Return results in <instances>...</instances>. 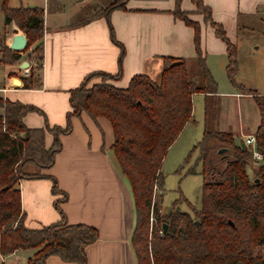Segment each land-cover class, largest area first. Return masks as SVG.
Here are the masks:
<instances>
[{"label":"trees","instance_id":"trees-1","mask_svg":"<svg viewBox=\"0 0 264 264\" xmlns=\"http://www.w3.org/2000/svg\"><path fill=\"white\" fill-rule=\"evenodd\" d=\"M180 1L174 0L172 12L193 28L194 63L188 64L183 56L162 55V67L155 77L136 72L125 86H119L113 80L121 74L124 49L110 25L111 37L120 46L118 69L89 71L78 85L70 88V107L63 125L45 122L44 126H27L23 115L29 110L41 111L40 108L0 96V254L16 248H35L27 257V264H45L49 254L78 264L86 262V246L98 238L97 227L67 221L59 205L67 194L58 187L56 178L24 167L27 162L41 167L51 165L61 148L60 134L72 127L71 116L85 111L94 120L105 117L111 125L110 149L119 171L128 181L133 202L135 217L130 242L136 264H264V162L250 176L251 149L235 141L231 130L217 127L218 84L200 45L201 20L212 25L224 40L227 77L241 89L245 86L235 80L237 48L203 0H191L202 13L201 19L190 17L189 10L182 8ZM125 2L111 0L104 7H96L84 20L99 13L108 16L112 9L125 7ZM0 7L4 22L13 19L25 32L28 45L42 36V6H12L8 0H0ZM38 46L41 51L40 43ZM4 50L12 54L11 60L19 56L17 51L1 44L2 53ZM0 61H4L1 56ZM40 68L41 54L36 66L31 64L29 73L22 75L23 86L40 85ZM95 74L101 79L88 83ZM241 91L251 93L258 107L260 121L254 134L256 148L264 161V94L248 89ZM195 92L206 95L203 134L193 146L198 150L196 163L200 164L203 174L200 201L197 206L191 205L190 212L177 206L184 199L180 196L172 200V208L162 213L157 200L164 192L160 163L169 145L192 118ZM47 131L52 135L48 145L45 143ZM102 137L103 148V133ZM220 147L225 149L218 152ZM194 170V166L188 169ZM41 176L51 178L52 192L61 194L53 200L60 217L31 227L24 222L19 180ZM157 187L160 193L156 194Z\"/></svg>","mask_w":264,"mask_h":264},{"label":"crops","instance_id":"crops-1","mask_svg":"<svg viewBox=\"0 0 264 264\" xmlns=\"http://www.w3.org/2000/svg\"><path fill=\"white\" fill-rule=\"evenodd\" d=\"M47 1L18 2L43 7V32L38 40L41 45L39 86H23L22 75L28 74L31 61L23 50L9 45L16 32H24L12 20L5 23L3 19L0 23V37L4 38L9 49L20 53L15 60L0 61V96L40 108L41 111L29 110L23 115L27 126H44L45 122L63 125L65 113L70 107V88L78 85L89 71L115 72L118 69V49L110 40L107 29L110 22L116 38L125 48L120 60L121 77L113 80L119 86H125L136 72H146L155 77L162 67V55L183 56L188 64L195 61L193 28L173 14L174 0H126L125 7L109 12L108 23L103 15L86 20L85 16L82 19L66 16L51 18ZM203 1L210 7L213 19L223 26L229 40L236 45L235 80L242 83L241 79H236L239 60L252 56L253 48L260 45L255 35L258 28L256 20H259L264 32V0ZM180 6L190 12L195 11L191 0H181ZM197 18L201 19V15ZM200 45L213 76H216L215 69L219 71L220 66L226 73V44L215 33L213 26L202 20ZM262 70L264 75V49ZM228 84L230 87L217 92L219 111L216 123L219 129L231 130L235 141L240 143L245 134L255 131L260 115L250 93L242 92L230 81ZM258 91L264 93V85ZM198 93L205 100L206 95ZM246 99H250L257 108L253 119L243 120L238 115L233 118L229 109L235 107L237 112ZM71 124L70 131L60 134L61 148L56 152L53 163L42 167L41 172L53 175L58 187L66 192V198L59 204L67 221L92 224L98 229V238L86 246L87 260L84 264H136L130 242L135 217L133 202L128 181L115 164L110 149L111 125L105 117L98 116L94 120L85 111L71 116ZM51 140L52 135L47 131L46 145ZM51 184V178L46 176L19 180L21 207L27 226L35 227L59 219L60 214L53 200L61 194H54ZM34 250L16 248L8 254H0V264H26L27 257ZM7 258L10 260L6 261ZM45 264L78 263L49 254Z\"/></svg>","mask_w":264,"mask_h":264},{"label":"rangeland","instance_id":"rangeland-1","mask_svg":"<svg viewBox=\"0 0 264 264\" xmlns=\"http://www.w3.org/2000/svg\"><path fill=\"white\" fill-rule=\"evenodd\" d=\"M42 1L43 0H41V2ZM110 1L111 0H48L47 3L50 9L49 16L51 18H56V17L61 18L63 16H66L70 19H77L83 16L88 17L92 15L91 13L94 12L95 8L98 7V5L99 6L101 5L100 7H104ZM18 2L19 0H8L9 5H12V6L22 5V4H18ZM14 4H17V5H14ZM193 4L195 7L194 8L195 11H191V12L188 11L187 14L192 18H197V16H200L202 13L200 12L196 4L195 3ZM26 6H34V5H26ZM35 6H39V5H35ZM102 15L106 19V22L107 21L110 22L109 14L108 16H105L104 14L99 13L96 16L89 17V19H92L97 16H102ZM3 16H4L3 11L0 7V23L3 20ZM261 16L263 17V14H261ZM258 18L259 17L257 16V19ZM11 20L14 22L13 19H10L9 21ZM110 25L112 26L111 22H110ZM256 25L258 28L256 29L255 35L257 38L256 39L257 43L258 44L260 43V45L257 48H253L252 56L250 57L244 56L239 60L240 69L238 71V74L236 75V79L242 80V83L245 86L244 88H241L242 90L245 91L248 89V90L261 93L258 90H261V88L264 85V75H263V70H262L264 32H263V28H261L259 24V20H256ZM107 29L109 30L110 40L117 46V49H118L117 57H119L120 46L112 39L111 34H110L109 25ZM112 30L116 38V34H115V30L113 26H112ZM38 40L39 38H35L32 43L28 45L26 42V45L23 48H20L21 50L24 51L25 56L27 57V59L31 61V64L33 66H36L38 62V56L39 54H41V51L38 48L39 47ZM1 44H5L3 37H0V50H1ZM123 49L125 53L124 45H123ZM0 52H1V57L4 58V60L12 59V54L9 51L4 50L3 53L2 51ZM124 53L122 54V57ZM19 56H20V53H19ZM19 56L17 58H19ZM29 68H28V73H29ZM34 72H37L36 67L34 69ZM215 75H216L215 76L216 79L219 81L218 91L225 90L228 87H230L228 84L229 82L227 79L228 77H226V73L223 71V67L220 66L219 71L216 68ZM119 77H121V74ZM195 78H198V74L195 76ZM100 79H101V76L95 74L89 79L88 83H92ZM235 87L238 88L237 86ZM248 87H252V89ZM245 93H249V92H245ZM261 94H264V93H261ZM209 101L211 102V99H209ZM210 102H208L209 106L211 105ZM204 105H205V100L203 98V95L198 92L193 93L192 95V118L189 122L185 123V125L183 126L179 134L176 136V138L167 148L161 160L159 169L162 175V187H163L164 192H163L162 198L160 197L161 198L160 199L159 197H157V200L159 201V208L162 213H166L170 208H172L173 206L172 200L180 196H183L184 199L179 201L177 203V206L182 210H188L191 212V205L193 204L197 206L199 204L201 185L203 182V174L200 172V164L198 162L196 163L198 150L197 148H193V146L202 137V134H203ZM256 109L257 108L255 107L254 103H252L250 99H246V102L244 101L242 103L241 108H237V112H236L235 107L230 108L229 111L232 112L231 114L233 118L236 115H238V117L241 116L243 120H249V119L252 120L253 117L255 116ZM254 132L255 131H253V134ZM263 162L264 161L262 159V155L260 158L253 157V160L251 161V164H252L251 168L248 169L250 176H253L255 174V168L260 163H263ZM191 166H194L195 168L193 172L188 171V169ZM24 167L25 169L30 170V171H40L41 172L42 170L41 166L33 162H27ZM51 183H52V180H51ZM157 193H160V191L158 190V187L156 188V194ZM155 199H156V196H155ZM59 203H61V201H59ZM9 260L10 259L8 258L6 259V261H9ZM21 263H23L22 258H21Z\"/></svg>","mask_w":264,"mask_h":264},{"label":"water","instance_id":"water-1","mask_svg":"<svg viewBox=\"0 0 264 264\" xmlns=\"http://www.w3.org/2000/svg\"><path fill=\"white\" fill-rule=\"evenodd\" d=\"M26 42H27L26 35L22 32H16L12 36V39H11V42L9 45H10V47H12L14 49H20L26 45ZM26 63H27V61H26ZM240 144L242 146H245V143L242 141V139H241ZM224 149H225V147H220L217 149V151L222 152ZM229 221L231 222V220H229ZM162 226H163V230L165 231L167 224L164 222V223H162Z\"/></svg>","mask_w":264,"mask_h":264},{"label":"built area","instance_id":"built-area-1","mask_svg":"<svg viewBox=\"0 0 264 264\" xmlns=\"http://www.w3.org/2000/svg\"><path fill=\"white\" fill-rule=\"evenodd\" d=\"M242 141L245 143V146L251 149L252 155L254 158H260L261 153L256 148V139L253 133L245 134L242 137Z\"/></svg>","mask_w":264,"mask_h":264}]
</instances>
